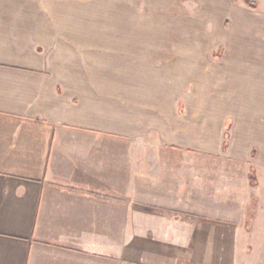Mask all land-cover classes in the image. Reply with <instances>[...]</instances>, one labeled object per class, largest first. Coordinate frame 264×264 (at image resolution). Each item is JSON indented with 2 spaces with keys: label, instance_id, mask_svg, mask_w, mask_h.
Instances as JSON below:
<instances>
[{
  "label": "crops",
  "instance_id": "1",
  "mask_svg": "<svg viewBox=\"0 0 264 264\" xmlns=\"http://www.w3.org/2000/svg\"><path fill=\"white\" fill-rule=\"evenodd\" d=\"M252 1L0 0V264L234 252L264 197ZM195 210L214 236L180 231Z\"/></svg>",
  "mask_w": 264,
  "mask_h": 264
},
{
  "label": "rangeland",
  "instance_id": "2",
  "mask_svg": "<svg viewBox=\"0 0 264 264\" xmlns=\"http://www.w3.org/2000/svg\"><path fill=\"white\" fill-rule=\"evenodd\" d=\"M260 6L261 2L258 0ZM255 171H252L254 173ZM252 185H255L254 183ZM254 197L252 194L251 206L246 213H237L241 220L231 223L234 227L236 244L234 246H221L233 248L230 255L227 251H217L215 245L199 244L186 246V256L180 264H264V197ZM188 228L180 229L189 236H214L215 229H209L206 225L221 224V221L206 220V216L195 211H187ZM199 227L198 225H201ZM179 230V229H178ZM207 234V235H206ZM214 259V260H213ZM213 260V261H212Z\"/></svg>",
  "mask_w": 264,
  "mask_h": 264
},
{
  "label": "trees",
  "instance_id": "3",
  "mask_svg": "<svg viewBox=\"0 0 264 264\" xmlns=\"http://www.w3.org/2000/svg\"><path fill=\"white\" fill-rule=\"evenodd\" d=\"M236 2H238V0H235ZM248 3H249V5L252 7V8H256V4H255V2H253L252 0H246Z\"/></svg>",
  "mask_w": 264,
  "mask_h": 264
}]
</instances>
